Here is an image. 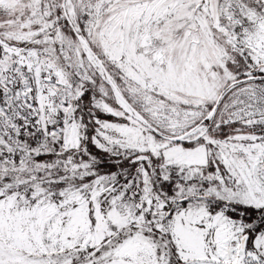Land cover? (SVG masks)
<instances>
[{"label": "snow or ice", "instance_id": "6c2138e0", "mask_svg": "<svg viewBox=\"0 0 264 264\" xmlns=\"http://www.w3.org/2000/svg\"><path fill=\"white\" fill-rule=\"evenodd\" d=\"M0 264H264V0H0Z\"/></svg>", "mask_w": 264, "mask_h": 264}]
</instances>
